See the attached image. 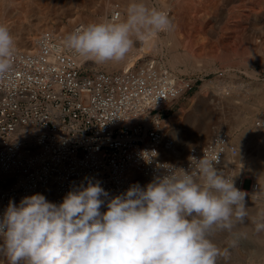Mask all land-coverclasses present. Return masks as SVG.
Masks as SVG:
<instances>
[{
	"label": "built area",
	"instance_id": "built-area-1",
	"mask_svg": "<svg viewBox=\"0 0 264 264\" xmlns=\"http://www.w3.org/2000/svg\"><path fill=\"white\" fill-rule=\"evenodd\" d=\"M87 24L68 33L42 31L31 50L15 48L12 70L0 78V215L10 200L19 204L50 187L51 202L60 203L68 191L86 186V178L110 196L144 186L159 170L155 162L144 163L142 149H155L160 163L185 169L190 155L218 156L225 176L232 171L225 160L239 149L226 130L183 161L164 159L163 150L174 145L165 120L196 81L152 57L111 72L90 67L64 44L67 34ZM236 180L247 196L258 195L259 182Z\"/></svg>",
	"mask_w": 264,
	"mask_h": 264
},
{
	"label": "clouds",
	"instance_id": "clouds-1",
	"mask_svg": "<svg viewBox=\"0 0 264 264\" xmlns=\"http://www.w3.org/2000/svg\"><path fill=\"white\" fill-rule=\"evenodd\" d=\"M173 27L166 11L131 0L124 19L89 23L64 44L96 64L120 62L146 36ZM14 55V37L0 24V78ZM158 155L142 149L140 158L155 162L158 173L115 196L86 178L60 203L39 193L10 200L0 215V264H218L213 238L246 220L247 194L217 167L218 156L190 155L185 169L160 163ZM255 229L264 231V222Z\"/></svg>",
	"mask_w": 264,
	"mask_h": 264
},
{
	"label": "rangeland",
	"instance_id": "rangeland-1",
	"mask_svg": "<svg viewBox=\"0 0 264 264\" xmlns=\"http://www.w3.org/2000/svg\"><path fill=\"white\" fill-rule=\"evenodd\" d=\"M11 1L14 2L0 0V24L9 27L15 40V48L18 45L21 46L18 39L25 37L31 31H35L36 38L44 30L68 33L79 22L93 23L103 20L106 11L110 10L111 4L116 2L121 4L120 0ZM181 1L171 0V2H174L175 9L179 10L184 17L175 22L176 40H172L173 37L169 36L170 31L167 34L160 33L153 40L157 51H149L143 57H136L135 60L141 61L148 57L158 58L172 72L196 81L194 90L184 99L177 102L172 114L188 104L190 99L198 93L200 90L199 86L204 81L211 80L212 83H218L219 92L226 91L227 94L229 93V97L238 99L239 102L235 105V109H241L246 112L253 106V113L250 114V116L252 115L251 120L254 124L262 126L264 122L261 120L264 119V103L261 104L259 98L264 95V0H227L222 5V11H217L216 13L212 10L210 0L202 2L183 0L180 3ZM190 11L211 12V17L200 21L197 19V15L190 17ZM111 14L107 19H112L110 17ZM72 18L74 21L71 24L70 19ZM200 27L202 28L199 30ZM163 36L168 39L166 40ZM158 39L161 40L158 41ZM177 42H182L178 46L179 48L177 47L178 52H180L179 61L175 60L172 52V46ZM203 43L204 49H202ZM253 45H255L254 49H252ZM243 46L246 51H243V48L241 49ZM234 48H236V51H234ZM232 50L234 54L231 52ZM237 50H239L238 54ZM186 51L191 53L189 56L192 58L188 59L186 57L184 54ZM230 53H232V56ZM222 56L224 60L229 56V59L226 60L227 63L221 59ZM194 60H196V63ZM231 61L234 62V65L233 62L230 64ZM90 62L92 61L90 60ZM200 63L202 64L200 65ZM224 63L226 64L224 65ZM89 66L96 68L92 64ZM101 68L103 69L102 65L96 69ZM103 70L106 69L104 68ZM220 85L222 88L219 89ZM225 86L226 88H224ZM233 87L234 90H232ZM255 103H258L259 106L255 107ZM244 105L246 106L244 107ZM227 107H231V104L208 101L201 103L199 106H192L178 125L171 126L168 122L169 128L174 127V134L171 136L167 132L168 136L172 137L176 145L186 152L185 157L180 161L185 160L193 148L205 145L216 132L228 129L227 127L232 123L234 115H231L232 112L227 110ZM246 128L247 125L239 127L235 131L236 135L244 133ZM242 177L252 178L259 182L260 191L258 197L261 200L260 206L256 211L248 213L246 220L243 223H237L231 232H218L215 234L213 239L220 250L218 264H264V231L257 232L255 229L256 223L264 222V190H262L264 186L259 179L252 175L243 174Z\"/></svg>",
	"mask_w": 264,
	"mask_h": 264
},
{
	"label": "bare ground",
	"instance_id": "bare-ground-1",
	"mask_svg": "<svg viewBox=\"0 0 264 264\" xmlns=\"http://www.w3.org/2000/svg\"><path fill=\"white\" fill-rule=\"evenodd\" d=\"M4 1V0H3ZM7 1V0H6ZM9 1V0H8ZM180 1V0H178ZM196 2H202L204 0H195ZM227 0H210L211 3V7L213 12H217V11H222V5L224 4V2H226ZM10 2H14L11 1ZM113 3V1H111ZM116 3L111 4L110 6V10L106 11L105 15H104V19L106 20L107 17L111 14V18L113 19V21H119L125 18V13H126V8L128 6V4L131 2V0H120ZM147 6L149 7H156L159 9H162L164 11H166L171 20L173 21V25L175 26V22L177 20L183 19L184 17L180 14V11L175 9L173 3L171 2V0H144L143 1ZM177 2V0H176ZM183 0L180 2L182 3ZM191 2V1H190ZM107 3V2H106ZM172 3V4H171ZM188 3V2H187ZM194 4V3H193ZM251 4V3H250ZM6 5V4H5ZM122 7H121V6ZM101 6V5H100ZM180 6V5H179ZM119 7V8H118ZM182 7V6H181ZM204 8V7H203ZM232 8V7H231ZM94 9V8H93ZM183 9V8H182ZM191 10V9H189ZM230 10V9H229ZM118 11V12H117ZM117 12V17L115 16ZM231 12V11H230ZM100 13V12H99ZM182 13V12H181ZM191 15H197V19L200 21H204L205 19L211 17V12H193L190 11L189 12ZM214 13V14H215ZM213 14V15H214ZM99 15V14H97ZM101 17V16H99ZM117 18V19H116ZM111 19V20H112ZM71 24L74 21V19H70ZM215 21V20H214ZM213 21V22H214ZM85 22V21H82ZM224 23V22H223ZM231 23V22H230ZM215 24V22H214ZM232 25V24H231ZM178 28V27H176ZM202 27L199 28V30ZM215 28V25H214ZM32 29V28H31ZM36 29V28H35ZM175 28L173 27V29L169 32V36L173 37L172 40H176L177 36L175 34ZM213 30V29H212ZM29 32V31H28ZM167 34V33H166ZM201 34V33H200ZM163 35V34H162ZM158 35H151V36H146L144 41L141 42H137L133 49L127 54V56L125 57L124 60L120 61V62H106L104 64H96L93 61L90 62V60L85 59L82 56H79V59L81 60H85L87 61V64L89 65H94L96 68L100 67V65H102L103 69L105 68L107 71L111 72V71H117L116 69H125L129 66H132L134 61H136V57H143V55L149 51H157L155 44L153 43L154 38H156ZM164 37V36H163ZM168 37V36H167ZM159 38V37H158ZM165 38V37H164ZM233 38V37H232ZM231 38V39H232ZM36 36H35V31H31L29 34H27L25 37H22L20 40L18 39V42L20 41L21 46H19L18 49H23V50H31L36 43ZM166 39V38H165ZM164 39V40H165ZM168 39V38H167ZM166 39V40H167ZM170 39V38H169ZM161 39H158V41ZM163 40V41H164ZM174 40V41H175ZM202 40V39H201ZM200 40V41H201ZM210 41V40H209ZM263 41V40H262ZM208 42V41H207ZM19 43V44H20ZM167 43V42H166ZM182 43V42H181ZM180 42L174 43L173 44V50L172 52L174 53V58L176 61H179V53L177 50V47L181 45ZM196 44V43H195ZM241 44V43H240ZM17 45V44H16ZM167 45V44H166ZM200 45V44H199ZM259 45V44H258ZM17 46V47H18ZM160 46V45H159ZM192 46V45H191ZM194 46V45H193ZM202 46V45H201ZM255 45H253L252 49H254ZM16 47V48H17ZM168 47V46H167ZM179 48V47H178ZM182 48V47H181ZM222 48V47H221ZM243 48V51H246V49L243 47H241V49ZM264 48V47H263ZM202 49H204V43H203V47ZM233 49V48H231ZM236 51V48H234ZM240 49V50H241ZM248 49V48H247ZM250 49V48H249ZM191 50V49H189ZM262 50V49H261ZM264 50V49H263ZM242 51V50H241ZM184 52V51H183ZM191 52V51H190ZM233 53V50L231 51ZM239 50H237V54H238ZM262 52V51H261ZM230 53V55L232 54ZM264 53V52H263ZM186 55V57H188V59L191 57L189 56L191 53H189L188 51H186L184 53ZM215 54V53H213ZM212 54V55H213ZM224 55V53H222ZM229 54V52H228ZM227 54V55H228ZM234 54V53H233ZM247 54V53H245ZM181 55V54H180ZM203 55V54H202ZM216 55V54H215ZM241 55V54H240ZM232 56V55H231ZM197 57V56H196ZM208 57V55H207ZM229 59V56H227ZM243 57V56H242ZM261 57V56H260ZM182 58V57H181ZM184 58V56H183ZM182 58V59H183ZM192 58V57H191ZM203 58V57H202ZM211 58V57H210ZM240 58V56H239ZM264 58V57H263ZM140 59V58H139ZM207 59V58H206ZM223 59V56L222 58ZM227 59H223L226 63H227ZM237 59V58H236ZM196 63V60H194ZM223 61V62H224ZM236 61V60H235ZM185 62V61H183ZM192 62V60H191ZM200 62V61H199ZM198 62V63H199ZM203 62V61H202ZM207 62V61H206ZM233 61H231L230 64H232ZM208 63V62H207ZM224 63V65L226 64ZM202 63H200L201 65ZM206 64V63H205ZM209 64H211V62H209ZM208 64V66H209ZM171 65V64H170ZM191 65V64H190ZM199 65V64H198ZM212 65V64H211ZM221 65V64H220ZM234 65V62H233ZM241 65V64H240ZM223 66V64H222ZM205 67V66H204ZM226 67V66H225ZM229 67V66H228ZM173 68V67H172ZM190 68V66H189ZM102 69V68H101ZM216 69V68H215ZM193 70V69H192ZM211 70V69H210ZM212 71H214L212 69ZM218 72V71H217ZM216 72V73H217ZM200 75V74H199ZM229 76V75H228ZM255 78V77H254ZM221 80V79H220ZM214 81V80H213ZM217 81V80H216ZM259 84V83H258ZM224 86V85H223ZM236 86V85H235ZM200 90L198 91L197 94H195L190 101L188 102V104L182 108H180L178 111L174 112L171 116H169L166 120H165V129L167 132L170 133V135L172 136V134H174V127L173 128H169L170 125L171 126H175L176 124L178 125L185 113L192 108V106H199L201 103H206L208 101L213 102V103H229L231 104V107H227V110H231L230 112H232V116H233V121L230 124V126H228L227 128V132L229 134H231L232 139L234 141V143L237 145L238 149H239V153L238 155L234 158L231 156H227L225 162L226 164L230 165L231 168L233 169V172L230 173L227 177L232 178L234 180V184L236 185V177L237 176H242L243 174L245 175H252L253 177L257 178L260 180V182L262 183V185L264 186V122L262 126H258L256 124H254V122L251 120V116L250 114L253 113L252 109H254V107L252 106V108L246 112H243L241 109H235V105L237 104L238 99L236 97H229V93L227 94L226 91L224 92H219L218 91V83H212L211 80H207L204 81L203 84L201 86H199ZM228 87V86H227ZM222 88L221 85L219 87V89ZM226 88V86L224 87ZM264 88V87H263ZM257 89H259L257 87ZM224 90V89H223ZM234 90V87L233 89ZM261 90V89H260ZM222 91V90H220ZM229 92V91H227ZM263 92V91H262ZM234 93V91H233ZM235 94V93H234ZM252 95V94H251ZM237 96V94H236ZM244 98V97H243ZM242 98V100H243ZM241 100V99H240ZM245 101V99H244ZM249 101V100H248ZM259 101L262 103H264V95H262L259 98ZM250 102V101H249ZM251 105V104H250ZM246 105H244L245 107ZM255 107H258L259 104L255 103L254 104ZM226 108V106H225ZM248 108V107H247ZM224 109V108H223ZM249 109V108H248ZM259 109V108H258ZM261 109V108H260ZM264 109V108H263ZM246 110V109H245ZM260 119V118H259ZM264 121V119H261ZM170 125H169V123ZM262 122V121H261ZM242 125H247V128L244 130V133L242 134H237L236 135V130L241 127ZM241 133V132H240ZM176 134V133H175ZM167 137L168 134H167ZM172 140L174 141V145L173 146H168V148H165L163 150V157L165 160L170 161V162H179L181 159H183V157H185V151H183L182 149H180L176 143L175 140L172 139V137L167 138V140ZM255 180V179H254ZM262 188V187H261ZM264 190V189H262ZM55 195V191L53 187H50L49 190L44 194V196L46 197L47 200L51 201L53 196ZM260 202L261 200L259 199L258 195L254 194L252 196H247L245 197V206L247 208V213L250 212H254L256 211L259 206H260ZM264 204V203H263ZM263 206V205H262ZM258 212V211H257ZM264 212V211H263ZM251 215V214H250ZM249 226V225H248ZM262 235V234H261ZM3 241L0 240V243H2Z\"/></svg>",
	"mask_w": 264,
	"mask_h": 264
}]
</instances>
